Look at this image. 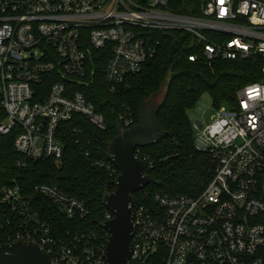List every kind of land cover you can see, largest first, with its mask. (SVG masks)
Wrapping results in <instances>:
<instances>
[{"label":"built area","instance_id":"obj_1","mask_svg":"<svg viewBox=\"0 0 264 264\" xmlns=\"http://www.w3.org/2000/svg\"><path fill=\"white\" fill-rule=\"evenodd\" d=\"M182 9L167 0H0V134L16 130V150L28 158L62 161L63 123L80 114L104 129L105 119L83 92L53 78L92 85L98 71L92 50L110 45L104 83L116 91L155 54L143 29L194 34L210 65L257 59L262 79L237 91L236 106L222 105L211 122L193 127L195 148L212 162L203 191L156 193L153 208L134 203L129 264H264V0H198L189 6L198 14ZM119 120L122 129L135 125L129 108ZM85 157L91 160L89 152ZM91 167L115 178L116 189L120 171L111 159L91 160ZM36 194L58 203L68 218L91 213L86 200L56 185H35L26 194L14 183L0 191V243H37L54 264H107L104 227L106 243L91 233L58 237L40 216ZM113 217L107 210L105 221Z\"/></svg>","mask_w":264,"mask_h":264},{"label":"trees","instance_id":"obj_2","mask_svg":"<svg viewBox=\"0 0 264 264\" xmlns=\"http://www.w3.org/2000/svg\"><path fill=\"white\" fill-rule=\"evenodd\" d=\"M167 1L172 7H183L185 12L199 13L198 9L189 11V6L198 0ZM143 31L147 43L155 47V54L143 64L140 72L128 75L116 91L110 92L104 83L106 67L112 57L110 45L92 50L98 70L92 85L75 84L71 78H53V81H65L75 91L83 92L105 119L104 129L80 114L63 123L65 154L62 161L28 158L16 150V130L0 134V191L16 183L24 193L33 194L35 185H56L89 203L91 213L88 217L68 218L58 203L44 195L34 196L40 216L58 237L91 233L98 243L107 242V232L102 225L107 213L103 198L115 190V178L95 171L91 160H110V143L118 135L119 115L125 109L133 112L136 124L142 103L154 93L163 91L157 114L163 129L162 139L155 145L140 148L138 155L145 173L152 175L156 182L134 192L135 205L145 203L153 208L156 193L197 196L211 180V156L195 148L194 128L188 111L206 93L210 94L216 108L236 106L237 91L262 79V64L257 59L219 58L210 65L202 56L201 44L194 34L182 30ZM191 56L198 57L191 60ZM42 87L47 92L50 89L47 83ZM2 120L1 112L0 122ZM85 152H89L91 160L85 157ZM20 160L26 162V166H19ZM261 221L264 222V218Z\"/></svg>","mask_w":264,"mask_h":264},{"label":"water","instance_id":"obj_3","mask_svg":"<svg viewBox=\"0 0 264 264\" xmlns=\"http://www.w3.org/2000/svg\"><path fill=\"white\" fill-rule=\"evenodd\" d=\"M154 93L142 103L135 125L122 129L118 126V135L110 143L109 157L120 173L116 179V189L105 194L104 207L114 217L103 223L109 232L105 248L107 264H129L132 250L134 226V192L156 179L145 173L137 148L157 144L162 139L163 129L157 114L162 101ZM0 264H54L48 253L37 243L13 241L0 243Z\"/></svg>","mask_w":264,"mask_h":264},{"label":"rangeland","instance_id":"obj_4","mask_svg":"<svg viewBox=\"0 0 264 264\" xmlns=\"http://www.w3.org/2000/svg\"><path fill=\"white\" fill-rule=\"evenodd\" d=\"M158 94L157 100L160 101L162 93ZM216 112V106L212 100L210 94H204L196 105L188 111V117L192 121V125L195 128L199 123H209L213 119V115Z\"/></svg>","mask_w":264,"mask_h":264},{"label":"snow or ice","instance_id":"obj_5","mask_svg":"<svg viewBox=\"0 0 264 264\" xmlns=\"http://www.w3.org/2000/svg\"><path fill=\"white\" fill-rule=\"evenodd\" d=\"M223 2V0H221V3ZM256 94L259 95V90H256ZM247 105H245L246 107Z\"/></svg>","mask_w":264,"mask_h":264}]
</instances>
